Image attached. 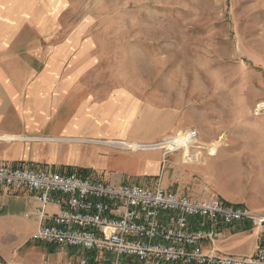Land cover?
<instances>
[{"label":"rangeland","instance_id":"rangeland-1","mask_svg":"<svg viewBox=\"0 0 264 264\" xmlns=\"http://www.w3.org/2000/svg\"><path fill=\"white\" fill-rule=\"evenodd\" d=\"M5 3L14 8L12 0ZM18 4L21 39L12 51L41 58L35 71L43 73L48 65L51 73L63 74L60 79L84 74L77 83L86 92L76 94L78 100H115L131 135L139 138L136 144L197 131V144L212 153L203 151L202 164H184L194 148L171 153L106 145L122 148L132 160L101 163L102 179L162 185L197 199L215 195L264 212V113L257 112L264 102V0ZM68 106L65 98L62 110ZM86 160L96 163L91 154ZM136 163L148 168L138 172Z\"/></svg>","mask_w":264,"mask_h":264},{"label":"built area","instance_id":"built-area-1","mask_svg":"<svg viewBox=\"0 0 264 264\" xmlns=\"http://www.w3.org/2000/svg\"><path fill=\"white\" fill-rule=\"evenodd\" d=\"M257 112L264 113V102ZM199 136L197 131L182 136L188 150L194 148L184 164H202L203 151L212 157L197 144ZM0 187L26 190L37 205L26 215L40 223L36 240L83 253L77 264H264L263 241L248 258L205 251V244L214 245L234 226L264 240V212L219 196L197 199L162 185L124 184L23 166L0 167ZM0 264L15 263L0 258Z\"/></svg>","mask_w":264,"mask_h":264},{"label":"crops","instance_id":"crops-1","mask_svg":"<svg viewBox=\"0 0 264 264\" xmlns=\"http://www.w3.org/2000/svg\"><path fill=\"white\" fill-rule=\"evenodd\" d=\"M12 1L14 8L8 10L5 0H0V167L23 166L102 179L103 171L98 173L101 163L113 160L127 164L132 160L128 153L106 145L143 144L133 142L139 138L135 133V137L131 135L129 121L121 119L115 100L98 102L83 93L86 98L80 102L76 94L86 92V86L77 81L84 74L70 73L61 80L63 74L51 73L48 65L43 73L37 72L41 58L23 57L12 51L20 42L22 22L19 0ZM26 17L27 14L23 21ZM52 93L57 97H51ZM65 98L69 106L62 110ZM25 142L33 144L26 147ZM90 154L96 163H87ZM134 165L138 172L148 168L145 163ZM36 206L26 190L16 192L0 187V258L15 264H77L83 253L36 240L40 223L24 218ZM261 241L264 242L258 233L234 226L226 229L214 245L205 244L204 249L248 258L255 254Z\"/></svg>","mask_w":264,"mask_h":264},{"label":"bare ground","instance_id":"bare-ground-1","mask_svg":"<svg viewBox=\"0 0 264 264\" xmlns=\"http://www.w3.org/2000/svg\"><path fill=\"white\" fill-rule=\"evenodd\" d=\"M184 140L185 139L182 138V135H179V137L163 139L159 144H153V145L123 144V146L127 148H132L134 150L163 149L164 152L176 153L179 152L181 148H184V152L188 151L189 145L186 144Z\"/></svg>","mask_w":264,"mask_h":264}]
</instances>
